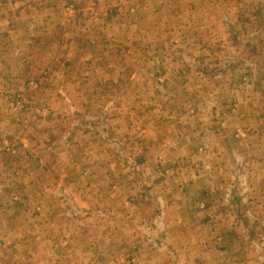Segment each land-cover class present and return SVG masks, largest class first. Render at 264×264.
I'll use <instances>...</instances> for the list:
<instances>
[{
	"label": "rangeland",
	"instance_id": "374dc122",
	"mask_svg": "<svg viewBox=\"0 0 264 264\" xmlns=\"http://www.w3.org/2000/svg\"><path fill=\"white\" fill-rule=\"evenodd\" d=\"M8 2L14 7L24 4V0ZM92 3L96 10L87 20L67 0L62 1L63 8L58 11V15L62 11L67 17L77 16L76 26L70 32V41L73 39L75 43L70 51L72 76L65 78L72 87L62 88L58 93L62 105L57 110L60 113L53 116L54 125L42 128L44 133L49 131L55 137H50V143L56 153L50 150L41 160L48 162L49 167L58 168L60 176L52 178L53 173L46 174L47 181L40 183L42 188H37L35 183V188L26 189L25 194L30 198L23 209L26 215L14 222V228L24 229L25 235L16 239L26 245L25 264H145L151 259L156 254L153 252L167 241L163 237L166 207L161 197L165 190L156 186L157 194L152 196L147 184L165 181L168 167L173 169V179L186 174V170L195 172L206 158L198 154L199 140H181L166 129L175 124H196L200 118L214 115L207 104L204 108L200 106L211 103L215 97L213 74L231 68L228 60L215 61L212 56L215 52L221 53V58L227 55L235 58L231 64L236 67L245 62L243 58L264 46V27L256 29L258 23L251 16L254 7L263 6L264 0H103L101 3L92 0ZM34 4L47 5L49 1L35 0ZM230 6L248 7L250 20L246 25L230 26L236 19ZM201 52L205 53L206 61H189ZM160 56L163 59L166 56V60ZM57 63L60 67L67 62ZM65 68L69 69L66 65ZM204 70L203 74L208 76L206 82L198 75L192 76L191 72ZM33 71L27 84L38 96H41L39 92L44 93L40 89L44 83L62 82L46 77L40 85ZM160 84L163 89L159 91ZM14 100L26 114L41 116V109L35 105L30 108L21 99ZM70 103L78 107L77 112H71ZM85 116L91 124H82ZM75 118L79 119L77 130L73 124ZM149 123L154 127L148 126ZM188 128L192 129V125ZM19 131L21 128L15 133ZM17 145L1 144L0 154L15 156ZM7 146L12 152L3 150ZM34 160L35 166L38 159ZM150 165L155 169L153 174ZM237 171L236 199L240 200L241 209L246 202L241 197L246 196L245 192L242 195L239 192L247 180L242 168ZM57 181L65 186L52 187V182ZM85 182L92 184L86 191L87 195L92 193L91 206L72 201L74 185L80 190ZM2 193L0 190V201ZM9 204L0 205V232L6 231L2 221L6 210L21 212L16 210V205ZM240 226L244 228V224ZM262 245L263 238H254L257 252ZM259 254L258 260L263 261Z\"/></svg>",
	"mask_w": 264,
	"mask_h": 264
},
{
	"label": "crops",
	"instance_id": "0c3cea01",
	"mask_svg": "<svg viewBox=\"0 0 264 264\" xmlns=\"http://www.w3.org/2000/svg\"><path fill=\"white\" fill-rule=\"evenodd\" d=\"M34 1L24 0L23 6L14 7L8 0H0V145L18 144L15 156L0 154V190L4 192L0 205L10 203L21 211L14 213L6 210L3 214L6 231L0 232V241H3L0 244V264L2 260L3 264L26 262L27 257L23 255L26 245L16 239L21 234L25 235L22 232L24 229L14 228V222L26 215L23 209L30 200L25 194L26 189L35 188V183H38L37 188H42L40 183L47 181L46 174L53 173L52 178L60 176L58 168L49 167L48 162L45 164L41 160L44 153L48 155L50 150L55 152V146L50 143V139L55 137L49 131L44 133L42 128L47 126L49 129L54 125L53 116L60 113L57 110L62 105L58 93L62 88L69 90L72 87L65 78L72 76L70 66L73 53L70 51L75 43L73 39L70 41V32L76 26L77 16L70 14L67 17L62 11L59 13L62 15H58L59 9L63 8V0H48L49 4L41 6L35 5ZM67 1L74 3L76 12H81L84 20L96 10L92 0ZM56 3L59 6L54 5ZM77 4L83 8L79 9ZM240 7L230 6L236 18L230 26L235 24L241 28L250 20L249 11H246L248 7ZM251 16L258 23L254 26L256 29L264 27V5L254 7ZM212 56L217 62L228 60L227 64L231 67L220 70V74H213L216 80L213 83L215 97L211 103L200 106L204 108L203 105L207 104L214 115L212 118L202 117L196 124H175L166 129L181 140H199L197 153L206 158L195 172L186 170V174L173 179V169L168 167L164 173L165 181L147 184L152 196L157 194L156 186L165 190L161 197L166 207L163 237L166 236L167 241L153 252L156 254L145 264H264V245L260 252L253 247L254 238L260 236L264 240V46L243 58L245 62L236 67L231 64L235 59L233 57L227 55L221 58V53L217 52ZM159 58L166 60V56ZM168 59L173 60L172 57ZM195 60L206 61L205 53L201 52L189 61ZM58 61L67 63L59 67L58 63L56 65ZM32 70V74L39 78L40 85L46 77L50 80L58 78L62 82L52 80L51 85L44 83L40 88L44 93L39 92L41 96H38V92H33L27 84ZM191 73L193 77L198 75L203 78L204 82L208 80V76L203 74L205 70ZM116 74L120 76L117 71ZM186 78L190 79L189 76ZM161 87V84L158 85L159 91L163 89ZM15 98L21 99L25 106L40 108L41 116L20 110ZM69 107L71 112H77L76 105L70 103ZM87 121L90 120L85 116L82 124H91ZM78 123L79 119L75 118V130ZM190 125L192 129L188 128ZM148 126L154 127L151 123ZM19 128L21 131L16 134ZM151 131L149 128L148 132ZM34 158L38 159L35 166ZM149 168L153 174V165ZM238 168H242L241 172L247 180L239 192L241 195L245 192L246 196L241 197L246 201L241 209L238 206L241 202L236 199L239 190ZM64 186L65 183L60 181L52 182V187L56 189ZM81 188L78 190L74 185L76 191L71 195L72 201L78 205H93L92 193H86L92 184L85 182ZM52 200L55 201V198ZM241 224H244V228ZM194 241L195 244L190 243ZM257 253L263 256V261L258 260Z\"/></svg>",
	"mask_w": 264,
	"mask_h": 264
},
{
	"label": "built area",
	"instance_id": "2783aa9c",
	"mask_svg": "<svg viewBox=\"0 0 264 264\" xmlns=\"http://www.w3.org/2000/svg\"><path fill=\"white\" fill-rule=\"evenodd\" d=\"M3 150H5V151H7V152H12V148L10 147V146H7L5 149H3Z\"/></svg>",
	"mask_w": 264,
	"mask_h": 264
}]
</instances>
